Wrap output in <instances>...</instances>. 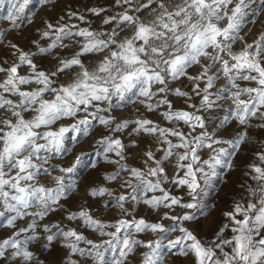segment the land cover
I'll return each instance as SVG.
<instances>
[{
  "label": "snow or ice",
  "instance_id": "obj_1",
  "mask_svg": "<svg viewBox=\"0 0 264 264\" xmlns=\"http://www.w3.org/2000/svg\"><path fill=\"white\" fill-rule=\"evenodd\" d=\"M31 2L0 0V264H264V0H113L95 28Z\"/></svg>",
  "mask_w": 264,
  "mask_h": 264
},
{
  "label": "rangeland",
  "instance_id": "obj_2",
  "mask_svg": "<svg viewBox=\"0 0 264 264\" xmlns=\"http://www.w3.org/2000/svg\"><path fill=\"white\" fill-rule=\"evenodd\" d=\"M113 0H59V3L56 6V10L54 13L49 12L47 13V15H59V14H63L62 10H67V9H72V10H78L79 12L86 14L89 16V18L92 21V26L95 28L99 25L100 22V18L99 17H94L91 16V14L86 13L85 9L88 7H93V6H97V7H106L109 9L108 13L106 14H112V9H111V5H112ZM29 10L30 13L35 14V19L37 21H39L41 16H45L46 13L44 12L42 6L39 4L38 0H32L30 6H29ZM7 15V10L5 9H0V27H2L4 21H3V17ZM261 27L260 25H256L255 27H253V33H255L256 28ZM31 27H24L23 32L20 34V38H18L16 40L17 43H20L22 46L27 47V41L26 39H24L25 37H30L31 35ZM14 35V33L9 32L8 33V38H12V36ZM252 36H249V39H251ZM185 84H187V81H184ZM174 102L175 107L179 108V107H183V102L179 99H176L174 97L171 98ZM143 110V109H142ZM135 113V106L133 105H128L127 108L124 111V115H133ZM225 114V109L221 108V109H217L215 112V119H220L223 117V115ZM146 115L149 116V118L153 119V120H160V117L156 114V113H151V114H147ZM231 133V129L229 128L228 131L223 132L222 135H229ZM141 146L143 147V143L141 144ZM83 155H82V159H81V163L79 164V166L77 167L76 172L73 174V178L76 179L80 184L81 187H83L84 184L86 183H90L92 182V180L95 179L96 177V173L94 171L91 170V163L92 162H97L100 163L102 165V159L101 157L97 156L96 153L94 151L91 150V146L87 143L83 144ZM253 148H249L248 152L250 153L251 151H253ZM79 152V149L77 150ZM130 152L132 153L131 158L129 159L128 163L129 164H133L135 163V153L136 150H130ZM243 158V156L241 157V159ZM68 160L73 159L72 154H69L67 157ZM237 173H233L228 177V181L229 183L227 185H224L223 188H221V185L219 183V181L216 182L214 189L212 192H210L209 197L207 198L209 200V203L211 204L212 202L216 201V191L220 190L221 191V196L219 199V202H216V207L215 209L212 211L211 215L209 216V220L208 221H204L203 225L200 227L199 232L200 234H203L209 227V224L211 223L212 219L214 217H216L220 211V209L224 206L225 204V197L223 196V193H229L234 191V184L236 182L237 179ZM83 203V196L81 194V196H78L75 198L72 207L75 208L77 205L82 204ZM91 203V202H90ZM97 216L100 215L99 210L96 211L95 213ZM197 219L199 220H203V217L200 215V212L197 211L196 213ZM112 218V213L111 212H107L106 215H104L103 219L105 220H110ZM147 218L149 220H153L155 219V217L152 216H147ZM52 219H55V217H52ZM167 223V221L165 222ZM69 226H75V222H73L72 224H70ZM193 227H195V225H191ZM86 235H89V238H93L95 239L96 237H94L92 234L90 233H86ZM151 234L148 235H142L141 239L144 240H148L151 239ZM42 253L44 252L43 249L40 250ZM42 259H45L47 261H50L52 259H59V256L56 254L53 255H48L47 253H45L43 256H41ZM173 264H185V261L180 258H173Z\"/></svg>",
  "mask_w": 264,
  "mask_h": 264
}]
</instances>
